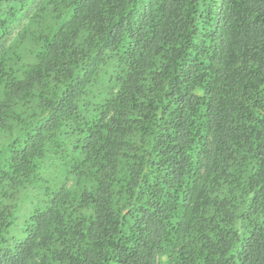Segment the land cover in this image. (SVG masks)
I'll return each mask as SVG.
<instances>
[{"label":"trees","instance_id":"obj_1","mask_svg":"<svg viewBox=\"0 0 264 264\" xmlns=\"http://www.w3.org/2000/svg\"><path fill=\"white\" fill-rule=\"evenodd\" d=\"M0 264H264V0H0Z\"/></svg>","mask_w":264,"mask_h":264}]
</instances>
